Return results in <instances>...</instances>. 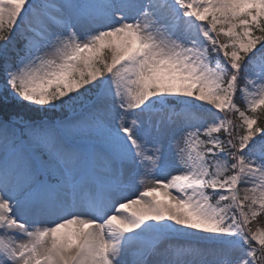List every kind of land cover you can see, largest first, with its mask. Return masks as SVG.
I'll return each instance as SVG.
<instances>
[{"label": "snow or ice", "instance_id": "obj_1", "mask_svg": "<svg viewBox=\"0 0 264 264\" xmlns=\"http://www.w3.org/2000/svg\"><path fill=\"white\" fill-rule=\"evenodd\" d=\"M264 0H0V264H264Z\"/></svg>", "mask_w": 264, "mask_h": 264}, {"label": "trees", "instance_id": "obj_2", "mask_svg": "<svg viewBox=\"0 0 264 264\" xmlns=\"http://www.w3.org/2000/svg\"><path fill=\"white\" fill-rule=\"evenodd\" d=\"M262 122H264V121H262Z\"/></svg>", "mask_w": 264, "mask_h": 264}]
</instances>
